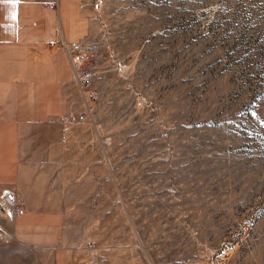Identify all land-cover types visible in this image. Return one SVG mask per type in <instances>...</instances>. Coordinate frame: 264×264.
<instances>
[{
	"label": "rangeland",
	"instance_id": "374dc122",
	"mask_svg": "<svg viewBox=\"0 0 264 264\" xmlns=\"http://www.w3.org/2000/svg\"><path fill=\"white\" fill-rule=\"evenodd\" d=\"M81 2L89 105L62 120L44 239L85 264H264V0ZM14 217L0 264H52Z\"/></svg>",
	"mask_w": 264,
	"mask_h": 264
},
{
	"label": "crops",
	"instance_id": "0c3cea01",
	"mask_svg": "<svg viewBox=\"0 0 264 264\" xmlns=\"http://www.w3.org/2000/svg\"><path fill=\"white\" fill-rule=\"evenodd\" d=\"M87 16L81 0H0V190L16 192L25 211L16 233L36 247L52 246L45 232L62 225L47 189L68 137L62 118L80 105L63 44L84 42ZM52 247V264L88 262Z\"/></svg>",
	"mask_w": 264,
	"mask_h": 264
},
{
	"label": "built area",
	"instance_id": "2783aa9c",
	"mask_svg": "<svg viewBox=\"0 0 264 264\" xmlns=\"http://www.w3.org/2000/svg\"><path fill=\"white\" fill-rule=\"evenodd\" d=\"M83 43L84 42L64 43L63 46L70 61L74 83L77 85L80 94L84 98L83 102L86 109L89 105L86 92L91 88L92 74L83 69L88 57V50L85 48V45ZM86 112L79 115L78 117L71 113L68 117L64 116L62 120L65 121L71 119L74 122L84 121L86 118ZM6 204H8L12 208L15 216H21L24 214V210L22 209L16 192L13 189H7L5 193L1 195L0 209H4Z\"/></svg>",
	"mask_w": 264,
	"mask_h": 264
},
{
	"label": "bare ground",
	"instance_id": "6f19581e",
	"mask_svg": "<svg viewBox=\"0 0 264 264\" xmlns=\"http://www.w3.org/2000/svg\"><path fill=\"white\" fill-rule=\"evenodd\" d=\"M1 214L8 221H13V216L15 215L12 208L8 204H6L4 209H1Z\"/></svg>",
	"mask_w": 264,
	"mask_h": 264
},
{
	"label": "snow or ice",
	"instance_id": "6c2138e0",
	"mask_svg": "<svg viewBox=\"0 0 264 264\" xmlns=\"http://www.w3.org/2000/svg\"><path fill=\"white\" fill-rule=\"evenodd\" d=\"M13 3H19V0H11Z\"/></svg>",
	"mask_w": 264,
	"mask_h": 264
}]
</instances>
